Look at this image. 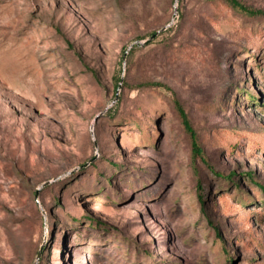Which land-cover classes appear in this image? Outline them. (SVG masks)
<instances>
[{
  "label": "rangeland",
  "instance_id": "1",
  "mask_svg": "<svg viewBox=\"0 0 264 264\" xmlns=\"http://www.w3.org/2000/svg\"><path fill=\"white\" fill-rule=\"evenodd\" d=\"M260 186L264 16L0 0V264H264Z\"/></svg>",
  "mask_w": 264,
  "mask_h": 264
},
{
  "label": "trees",
  "instance_id": "2",
  "mask_svg": "<svg viewBox=\"0 0 264 264\" xmlns=\"http://www.w3.org/2000/svg\"><path fill=\"white\" fill-rule=\"evenodd\" d=\"M225 2V4L230 7L232 10L239 12L240 14L246 15V16H250V17H257V16H264V12L261 10H255L250 8L249 6L243 4L240 0H223ZM154 34H151V36ZM132 52V49L130 50V53ZM123 81V80H122ZM155 86H161V85H155ZM175 106L182 118V122L184 124V127L186 128V130L190 133L191 138H192V155L197 158H200L202 160L203 163H205L207 166H209L208 161L205 158L204 155V151L203 149L200 147L199 143H198V139H197V135L195 133V131L193 130L189 118L184 110V108L182 107V105L179 103V101H175ZM234 174H230L228 177L229 182L233 183L234 182ZM261 189L264 190V188L262 186H260ZM200 203L203 205L204 204V200L202 195H200L199 197ZM210 223V222H209ZM215 231L218 235L219 238H221V235L219 233V231L217 230V228H215ZM232 261V260H229Z\"/></svg>",
  "mask_w": 264,
  "mask_h": 264
},
{
  "label": "water",
  "instance_id": "3",
  "mask_svg": "<svg viewBox=\"0 0 264 264\" xmlns=\"http://www.w3.org/2000/svg\"><path fill=\"white\" fill-rule=\"evenodd\" d=\"M156 34H157V33H156ZM156 34H155V35H152V36L150 37V39L147 40V41H145L144 43L150 42V41L156 36ZM37 195H38V192H36V197H37Z\"/></svg>",
  "mask_w": 264,
  "mask_h": 264
}]
</instances>
